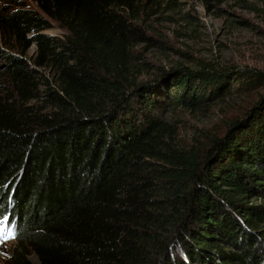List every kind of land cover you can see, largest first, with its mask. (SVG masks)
I'll return each instance as SVG.
<instances>
[{
    "label": "trees",
    "instance_id": "obj_1",
    "mask_svg": "<svg viewBox=\"0 0 264 264\" xmlns=\"http://www.w3.org/2000/svg\"><path fill=\"white\" fill-rule=\"evenodd\" d=\"M35 1L0 14L11 264H264V90L223 135L185 145L177 110L223 97L235 68L148 74V21L183 0ZM239 78L264 88L263 71Z\"/></svg>",
    "mask_w": 264,
    "mask_h": 264
},
{
    "label": "rangeland",
    "instance_id": "obj_2",
    "mask_svg": "<svg viewBox=\"0 0 264 264\" xmlns=\"http://www.w3.org/2000/svg\"><path fill=\"white\" fill-rule=\"evenodd\" d=\"M19 7L38 9L35 0H0V14ZM148 25L156 42L140 47L151 62L147 67L150 75L157 66L169 68L177 64L198 68L208 63L217 70L235 68L223 97L198 111L177 110L180 139L185 145L197 137L205 139L207 131L223 135L228 122L244 116L259 99L264 88L246 90L239 77L245 68L264 72V0H183L178 10L150 20ZM47 32L64 34L57 23ZM9 49L0 32V83L6 80L2 51ZM35 53L36 46L32 44L27 59L30 61ZM0 227L4 228L0 233V264H11L17 240L8 227ZM30 258L37 262L36 255Z\"/></svg>",
    "mask_w": 264,
    "mask_h": 264
},
{
    "label": "snow or ice",
    "instance_id": "obj_3",
    "mask_svg": "<svg viewBox=\"0 0 264 264\" xmlns=\"http://www.w3.org/2000/svg\"><path fill=\"white\" fill-rule=\"evenodd\" d=\"M7 220H8V218L7 217H4V219L3 220H0V225H4V226H7ZM3 231H4V228L3 227H0V233H3ZM10 235V234H9Z\"/></svg>",
    "mask_w": 264,
    "mask_h": 264
}]
</instances>
